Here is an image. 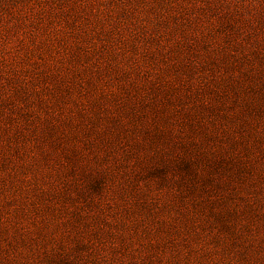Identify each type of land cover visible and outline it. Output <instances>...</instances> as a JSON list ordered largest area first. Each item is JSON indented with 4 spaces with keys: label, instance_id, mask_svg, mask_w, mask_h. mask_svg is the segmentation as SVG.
<instances>
[{
    "label": "rangeland",
    "instance_id": "obj_1",
    "mask_svg": "<svg viewBox=\"0 0 264 264\" xmlns=\"http://www.w3.org/2000/svg\"><path fill=\"white\" fill-rule=\"evenodd\" d=\"M0 264H264V0H0Z\"/></svg>",
    "mask_w": 264,
    "mask_h": 264
}]
</instances>
